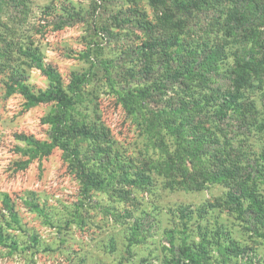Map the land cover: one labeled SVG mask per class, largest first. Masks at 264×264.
I'll return each mask as SVG.
<instances>
[{
  "label": "rangeland",
  "instance_id": "obj_1",
  "mask_svg": "<svg viewBox=\"0 0 264 264\" xmlns=\"http://www.w3.org/2000/svg\"><path fill=\"white\" fill-rule=\"evenodd\" d=\"M160 10L0 0V264H264V0Z\"/></svg>",
  "mask_w": 264,
  "mask_h": 264
},
{
  "label": "trees",
  "instance_id": "obj_2",
  "mask_svg": "<svg viewBox=\"0 0 264 264\" xmlns=\"http://www.w3.org/2000/svg\"><path fill=\"white\" fill-rule=\"evenodd\" d=\"M152 5L159 6L161 8L159 13V22L163 31H172L175 29H180L183 24V16L189 13L193 9H197L201 4H205L206 0H149ZM264 51V39L259 44ZM157 47V41L153 40L147 45V50L154 52ZM264 54V53H263ZM231 100H233V95H230ZM68 124V123H67ZM69 124H78L74 121L69 122ZM76 126H71L67 129H71Z\"/></svg>",
  "mask_w": 264,
  "mask_h": 264
}]
</instances>
